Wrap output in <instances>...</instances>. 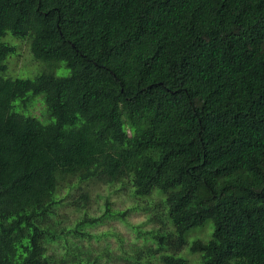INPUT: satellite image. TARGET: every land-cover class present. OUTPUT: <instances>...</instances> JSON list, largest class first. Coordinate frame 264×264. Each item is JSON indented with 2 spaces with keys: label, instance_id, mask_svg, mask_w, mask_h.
Returning a JSON list of instances; mask_svg holds the SVG:
<instances>
[{
  "label": "trees",
  "instance_id": "16d2710c",
  "mask_svg": "<svg viewBox=\"0 0 264 264\" xmlns=\"http://www.w3.org/2000/svg\"><path fill=\"white\" fill-rule=\"evenodd\" d=\"M7 33L34 77L2 74ZM89 181L162 195L157 264H264V0H0V264H65Z\"/></svg>",
  "mask_w": 264,
  "mask_h": 264
},
{
  "label": "rangeland",
  "instance_id": "374dc122",
  "mask_svg": "<svg viewBox=\"0 0 264 264\" xmlns=\"http://www.w3.org/2000/svg\"><path fill=\"white\" fill-rule=\"evenodd\" d=\"M7 34L6 41L16 45L17 53L6 58L7 67L2 74L11 78L34 77L45 65L37 60L32 61L26 41L13 39L12 35ZM67 72L63 64L53 70L57 75ZM41 105L46 112L42 95L36 96L23 113L44 121L43 113L39 116ZM81 191L87 193L86 197L80 196ZM161 196L158 193L136 196L129 184L121 182L82 183L69 195L75 209L69 203L60 208V224L66 232L67 228H75L81 218L95 220L81 223L78 230L67 232L64 238L48 244V254L55 258L63 255L65 264H157V254L149 256L146 252L149 247L155 249V230L167 227ZM154 216L158 219H151ZM207 225L212 229L211 222H208L204 228L192 231L189 240L207 238L210 230ZM179 253L187 258L188 264H200L199 255L189 251L186 246Z\"/></svg>",
  "mask_w": 264,
  "mask_h": 264
}]
</instances>
